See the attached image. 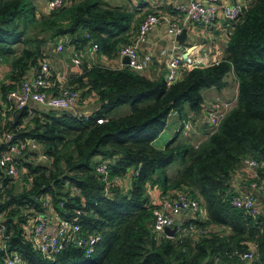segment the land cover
<instances>
[{"label": "trees", "instance_id": "16d2710c", "mask_svg": "<svg viewBox=\"0 0 264 264\" xmlns=\"http://www.w3.org/2000/svg\"><path fill=\"white\" fill-rule=\"evenodd\" d=\"M244 8L229 25L222 61L189 67L174 84L128 67H86L68 88L97 96L100 108L93 116L27 106L15 123L20 110L9 95L40 68L46 46L67 39L77 52L97 45L113 59L132 44L140 21L136 12L101 0H67L43 16L26 0H0V63L9 67L0 87V153L11 134L13 143L33 141L48 158L26 161L39 157L26 151L18 161L29 187L20 189L2 177L0 264L14 253L26 264H244L251 244L254 264H264V213L252 216L231 205L237 194L230 182L245 161L260 164L258 182H264V0H244ZM231 73L239 83L237 106L215 133L197 147L179 136L164 150L153 146L173 112L182 114L188 105L201 113L202 92L222 89ZM125 105L132 108L129 115L110 118ZM105 163L107 178L98 171ZM182 194L199 200L205 215L179 223V232L169 238L155 230V213L162 201ZM52 213L77 221L83 236H101L91 259L73 245L59 254L37 249L28 230Z\"/></svg>", "mask_w": 264, "mask_h": 264}, {"label": "crops", "instance_id": "0c3cea01", "mask_svg": "<svg viewBox=\"0 0 264 264\" xmlns=\"http://www.w3.org/2000/svg\"><path fill=\"white\" fill-rule=\"evenodd\" d=\"M79 1V0H68ZM110 7H123L131 11H138L139 16H142L138 29L135 32L132 44L135 45L139 27L148 14H155L160 18L159 25L147 36L146 41L137 45L140 54H150L153 58V62L146 72L147 77L153 79H159L166 77L169 72L168 64L171 58L183 55L188 50L190 52V58L195 64L201 67H209L215 63L222 61L226 57L225 45L227 44L229 37V22L222 16L209 28H203L196 24H193L187 20L184 15L177 11V5H184L189 0H101ZM118 1V2H116ZM232 2H241L244 5V0H229ZM49 0H38L33 3L38 16H43L49 13L48 10ZM137 15V14H136ZM172 23H177L184 27V30L188 31L187 42L184 46H179L175 37L169 34V29ZM136 37V39H135ZM67 39H61L51 42L45 47L46 59L51 67V73L54 75L58 86L71 87L70 83L84 73L86 67L89 69L92 67H108L112 69H123L127 65L119 55L116 58L110 59L102 55L97 51H94L93 45L88 46L86 49L77 52L73 47L68 46ZM63 45L62 51L59 50V46ZM79 59L80 65H77L74 60ZM109 64V66H108ZM41 67V66H40ZM39 70V68H38ZM38 70L31 71L26 80H30L38 76ZM9 75V67L0 63V87L5 82ZM225 87L222 89L210 88L202 92L204 99V108L201 113L195 114L190 112L188 106H184L182 114L173 112L167 120L166 127L160 136L153 142V146L158 150H164L166 146L176 137L179 136V140L187 142L197 147L205 142L210 136V123L209 117L214 111V107L218 102H224L229 104V108L224 110L226 115L237 106L239 83L233 73L229 74L225 78ZM54 93L58 92V88L53 90ZM82 92V91H81ZM86 92V90H85ZM33 109H47L40 105L30 102L28 105ZM99 103L95 94L83 95L82 101L78 103L72 110L65 111L75 115H94L99 110ZM132 108L129 105L122 106L114 110L110 118L119 119L129 115ZM32 151L38 154L37 157L29 155L26 161H39L45 163L44 150L39 147L38 150H34L32 146H28L24 152ZM27 155H24L22 160ZM18 177L13 179L14 183L19 184L20 189L27 184L24 183V175L26 170H19ZM256 171L246 165H242L236 172L230 182V186L236 194L253 193L257 198L256 208L259 212L264 213V195L254 189V184L257 182ZM5 176L4 171L0 172V181ZM124 184L130 185V179L124 180ZM155 200H159L157 195ZM205 213H201V217H204ZM52 228H57L60 220H56L54 214L51 216ZM196 216L192 214L181 215L176 218V221L183 223L189 221ZM223 234V233H222ZM244 264H249L244 261Z\"/></svg>", "mask_w": 264, "mask_h": 264}, {"label": "built area", "instance_id": "2783aa9c", "mask_svg": "<svg viewBox=\"0 0 264 264\" xmlns=\"http://www.w3.org/2000/svg\"><path fill=\"white\" fill-rule=\"evenodd\" d=\"M67 0H49L48 10L50 12L58 11L61 9ZM177 11L184 17L203 28L211 27L221 16L232 23L238 21L243 13V3L237 1L232 2L229 0H189L187 4L177 5ZM160 18L155 14H148L139 28V34L135 45H125L119 50V56L124 59L128 58V68L131 70L144 73L147 72L153 62V58L150 54H140L137 45L146 41L147 36L159 25ZM184 30L183 26L177 23H172L169 29V34L176 37L180 35ZM63 45L59 46V50L62 51ZM94 51L98 50V46L94 45ZM191 51L186 50L185 53L190 54ZM183 55L171 58L169 60L168 69L169 72L165 79L169 84L176 83L181 77L182 72L189 67L198 66L193 60L188 57L184 60ZM74 62L77 65L81 64L79 59H75ZM40 75L24 81L18 90L10 93L9 100L14 103L17 110H23L29 105L30 102H34L41 107L47 109H54L59 111L72 110L78 103L82 101V92L66 86L57 85L56 79L53 78L51 73V67L48 62L43 61L41 63ZM58 88V92L54 93L53 90ZM229 108V104L224 102L216 103L214 111L209 117L210 123V135L215 133L220 126L222 119L226 116L224 110ZM12 110V107L9 109ZM5 116V115H4ZM85 119L91 117V115H78ZM99 124L106 122L105 119H99ZM8 143L6 151L0 153V168L4 171L5 176L15 179L18 177V161L23 156L25 149L28 146H32L34 150H38L40 147L33 141L27 143H13V135L8 134L4 139ZM44 159L48 160L46 156ZM244 165L254 169L257 174V170L260 168V164L254 160L245 161ZM98 171L106 178L108 177L107 163L102 165ZM257 182L254 184V189L264 195V182H258V174L256 175ZM3 188V183L0 181V191ZM257 198L253 193L237 194L231 200L232 207L245 210L248 214L255 216L259 212L256 208ZM46 208H51L50 202L45 203ZM202 212V206L199 200L190 198L189 196L182 194L175 201H162L161 207L156 210L155 230L159 233L165 234L166 228H172L175 225L176 218L185 215L192 214L194 216L199 215ZM55 216L56 220H60L57 228L50 226L52 217ZM51 215L45 214L36 219L35 224L28 230L29 236L33 240L35 246L42 253H61L67 246L73 245L76 248L81 249L84 252V256L87 259H91L96 252V248L101 242L100 235L83 236L81 234V226L77 221L69 222L60 219V217L52 213ZM31 230V231H30ZM4 233V227L0 225V234ZM256 246L251 244L250 250L242 255V259L249 264H254ZM5 264H26L21 255L14 253L8 255Z\"/></svg>", "mask_w": 264, "mask_h": 264}, {"label": "water", "instance_id": "95a60500", "mask_svg": "<svg viewBox=\"0 0 264 264\" xmlns=\"http://www.w3.org/2000/svg\"><path fill=\"white\" fill-rule=\"evenodd\" d=\"M245 10V8L243 9V11ZM187 38H188V31L187 30H183V32L175 37V40L178 42L179 46H184L187 42ZM228 47V44L225 45V48ZM190 56L189 53H185L183 55L184 60H187L188 57ZM124 62L126 65L129 64V60L128 58H124ZM38 75H40V69L38 70ZM23 114V110H21L18 115L16 116V120L15 123H17V121L19 120V118L22 116ZM179 232V222L176 221L175 225L172 228H166L165 229V234L169 237V238H174L176 236V234Z\"/></svg>", "mask_w": 264, "mask_h": 264}, {"label": "rangeland", "instance_id": "374dc122", "mask_svg": "<svg viewBox=\"0 0 264 264\" xmlns=\"http://www.w3.org/2000/svg\"><path fill=\"white\" fill-rule=\"evenodd\" d=\"M26 1H27L28 3H32V4H33V3L35 4L36 2H38V0H26ZM116 2H118V1H116ZM136 14H137L136 16H137L138 22H139V21L141 20L142 16H139L138 11H136ZM108 66H109V64H108ZM143 74H144L145 76H148L146 72H144ZM186 106H188V105H185V109H186ZM130 107H131V106H130ZM188 108H189V106H188ZM172 168H173V167H172ZM172 170H174V169H172Z\"/></svg>", "mask_w": 264, "mask_h": 264}]
</instances>
